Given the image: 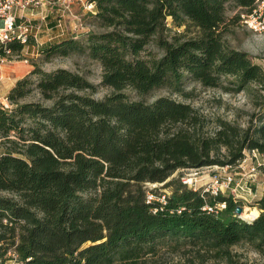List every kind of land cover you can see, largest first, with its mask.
Here are the masks:
<instances>
[{
  "label": "trees",
  "instance_id": "1",
  "mask_svg": "<svg viewBox=\"0 0 264 264\" xmlns=\"http://www.w3.org/2000/svg\"><path fill=\"white\" fill-rule=\"evenodd\" d=\"M89 1L92 25L104 31L39 52L87 54L112 93L96 99L100 86L83 75L36 64L0 103V264H144L188 247L230 258L239 245L264 259V193L254 191L259 215L246 219L236 213L244 200L230 191L170 180L180 170L236 169L246 151L264 154V68L225 39L227 13L251 14L259 0ZM194 84L245 92L256 111L247 126L219 119L205 134L187 102ZM159 89L170 96L149 101ZM162 183L171 194L152 190L149 201L148 185Z\"/></svg>",
  "mask_w": 264,
  "mask_h": 264
},
{
  "label": "rangeland",
  "instance_id": "2",
  "mask_svg": "<svg viewBox=\"0 0 264 264\" xmlns=\"http://www.w3.org/2000/svg\"><path fill=\"white\" fill-rule=\"evenodd\" d=\"M89 0H72L69 9L62 5L59 0H46L44 8L29 9L20 11L22 18H27L37 23H40L39 18L44 15L45 25L42 32L39 34V47L36 44L35 50H31L29 54L21 51V54H14L11 57V62L8 66H21L22 64L34 65L42 67L48 72L57 69H69L74 73L83 75L94 85H99L98 92L94 95L96 99H102L112 93V90L101 86L102 82V67L99 62L92 60L87 54L72 53L66 57L55 55L50 59H46L45 54L39 52L42 42H49V40L61 39L66 36H76L84 34L88 31L103 32L104 29L93 26V14L86 9V2ZM256 8L261 11L258 14L261 21L264 19L263 0L258 1ZM43 13V14H42ZM229 25L227 27L226 41L230 46L248 53L252 59L264 68V29L258 26L259 30L253 29L249 24L243 23V16H248L242 10L232 9L228 13ZM241 16V20L236 17ZM235 18V19H234ZM264 23L262 22V25ZM257 25V23L255 24ZM176 30V29H175ZM51 42V41H50ZM28 59V63L24 60ZM195 92L193 98L189 99L188 104H192L204 119L203 132L206 134H213L218 127V120L225 119L230 122H237L242 126H247L248 117L251 113L256 111V106L253 105L252 98L245 92L230 93L222 88H202L198 84L189 87L188 91ZM133 98L139 100L136 94L130 93ZM161 96H170L167 90L159 89L148 97L149 101L157 99ZM173 98L183 100L180 96L174 94ZM3 103L7 104L8 100L3 99ZM253 166L257 167L256 171H252ZM243 168L237 166L236 169L220 168L218 166L201 168V169H186L176 172L170 179L180 178L193 180V184H197L200 189L216 188L218 185L215 183L216 179H223L225 177L234 178L242 190V197H244L243 212L247 210H254L251 208L255 190L264 189V154L257 157L255 153L246 151V162ZM252 171V172H251ZM183 183V182H182ZM165 183L162 184H149L150 193L152 190L157 191L159 195L163 193L171 194L172 188H165ZM222 184V183H221ZM251 189L253 194L245 193L246 189ZM255 217V216H254ZM230 258L228 255L225 258H218L215 252H208L206 248L194 247L174 249L165 248L157 256H149L147 263L144 264H264V259L248 245H239L230 250ZM231 259V260H229Z\"/></svg>",
  "mask_w": 264,
  "mask_h": 264
},
{
  "label": "built area",
  "instance_id": "3",
  "mask_svg": "<svg viewBox=\"0 0 264 264\" xmlns=\"http://www.w3.org/2000/svg\"><path fill=\"white\" fill-rule=\"evenodd\" d=\"M80 1V0H79ZM260 1V0H259ZM62 5L66 6L67 9L71 7L72 0H59ZM46 0H0V67L6 66L8 63L11 62V57L14 56V52H12L11 46L14 45H23L24 49L22 52L24 53H31V50H35L36 44L39 47V34L42 32V28L45 25V19L47 16L42 15L39 18L40 23H37L35 21H32L27 18H22L20 11H26L29 9H35V8H44L46 6ZM86 9L92 13L93 15L96 14L97 10V4H94L90 1L86 2ZM263 7H264V0H263ZM261 11L255 8L251 14H248V16H243V23L245 25H250L255 30H259L258 26H262L264 29V24L262 25L261 17L258 14V12ZM43 14V13H42ZM257 23V25H255ZM30 42H34L35 46L31 47ZM26 63H28V59L24 60ZM253 153H255V156H261L262 154L259 151L252 150ZM246 162V158L239 164V167L243 168V164ZM222 168H228L229 167H222ZM257 167L253 166L252 171H256ZM251 171V172H252ZM183 184L194 188L195 190L198 189L197 184H193V180L190 179H183ZM215 183L218 185L216 188H210L207 187L206 192L209 191L212 194L216 195L220 192L230 191L231 194L236 199H244L242 197V190H244L243 187L240 186V183H238L234 178L225 177L223 179L217 178ZM222 183V184H221ZM245 193L253 194V191L249 188L245 190ZM147 199L149 201L157 200V198L152 194L148 193ZM161 201H165V196H163ZM224 205L222 206V208Z\"/></svg>",
  "mask_w": 264,
  "mask_h": 264
},
{
  "label": "crops",
  "instance_id": "4",
  "mask_svg": "<svg viewBox=\"0 0 264 264\" xmlns=\"http://www.w3.org/2000/svg\"><path fill=\"white\" fill-rule=\"evenodd\" d=\"M54 39L49 40V42H42L40 45L48 46L53 42ZM51 41V42H50ZM33 70L31 65L22 64L21 66H3L0 67V103H3L2 100H7V94L11 88L15 85L17 80L22 79L24 76L29 74ZM257 192L262 195L264 189L257 190Z\"/></svg>",
  "mask_w": 264,
  "mask_h": 264
},
{
  "label": "bare ground",
  "instance_id": "5",
  "mask_svg": "<svg viewBox=\"0 0 264 264\" xmlns=\"http://www.w3.org/2000/svg\"><path fill=\"white\" fill-rule=\"evenodd\" d=\"M247 209L243 212L242 217H244L246 219H252V218H254V216L259 215V212L256 208H254V210H250V211Z\"/></svg>",
  "mask_w": 264,
  "mask_h": 264
},
{
  "label": "water",
  "instance_id": "6",
  "mask_svg": "<svg viewBox=\"0 0 264 264\" xmlns=\"http://www.w3.org/2000/svg\"><path fill=\"white\" fill-rule=\"evenodd\" d=\"M243 210H244V208H242V207H238V209L236 210V213H237L238 215H242V214H243Z\"/></svg>",
  "mask_w": 264,
  "mask_h": 264
}]
</instances>
